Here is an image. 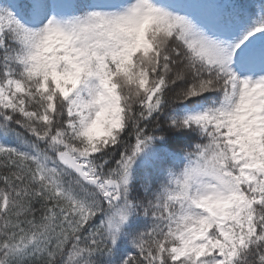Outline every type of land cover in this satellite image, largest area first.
Wrapping results in <instances>:
<instances>
[{
	"label": "snow or ice",
	"instance_id": "snow-or-ice-1",
	"mask_svg": "<svg viewBox=\"0 0 264 264\" xmlns=\"http://www.w3.org/2000/svg\"><path fill=\"white\" fill-rule=\"evenodd\" d=\"M0 264H264V0H0Z\"/></svg>",
	"mask_w": 264,
	"mask_h": 264
}]
</instances>
